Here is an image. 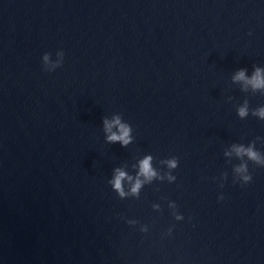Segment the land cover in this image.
Segmentation results:
<instances>
[{"label":"water","instance_id":"obj_1","mask_svg":"<svg viewBox=\"0 0 264 264\" xmlns=\"http://www.w3.org/2000/svg\"><path fill=\"white\" fill-rule=\"evenodd\" d=\"M257 68L264 0H0V264H264Z\"/></svg>","mask_w":264,"mask_h":264},{"label":"clouds","instance_id":"obj_2","mask_svg":"<svg viewBox=\"0 0 264 264\" xmlns=\"http://www.w3.org/2000/svg\"><path fill=\"white\" fill-rule=\"evenodd\" d=\"M47 56L44 57L45 60H47ZM235 80H246V82L248 84H251L253 86V88H261L264 87V76L261 75V70L259 68H257L255 70V73L253 75V77L250 80H247L245 77V72L244 71H240L238 72L235 77ZM239 114L241 117L245 116L247 114L246 108H241L239 110ZM258 115H260L261 117H264V109H261L258 113ZM105 130L107 132H111V129L113 127V125H118L119 126V134L116 133H111V135L108 136V141L109 142H116L119 141L122 143V145H127L131 139L129 133H130V128L125 125V124H121L119 118H116L114 121L109 122L107 120H105ZM236 152L237 155H242V154H246L250 159L252 160H256L259 161V156L258 154L252 150L251 147L245 149L242 146L236 148ZM151 157H146L145 159H143L140 162V175L144 176L146 179L151 180L153 177L156 176V172L152 169L151 167ZM169 167H175L176 166V162L173 161H169ZM237 172H246L247 168L245 165H241L236 169ZM125 173L119 169L116 170V175L114 180L111 182L114 189L119 193V195L121 197H123L125 195V192L123 191L122 188V181L125 178ZM128 179H131V177H128ZM170 179H173L170 177ZM244 184L242 185H246L248 183H250L252 181V176L251 175H244L242 177ZM141 181L139 179H137L135 185L132 188V192L136 193L138 192L139 188L141 187ZM218 199L223 200V194H221Z\"/></svg>","mask_w":264,"mask_h":264}]
</instances>
